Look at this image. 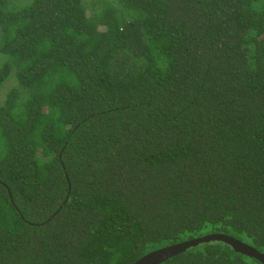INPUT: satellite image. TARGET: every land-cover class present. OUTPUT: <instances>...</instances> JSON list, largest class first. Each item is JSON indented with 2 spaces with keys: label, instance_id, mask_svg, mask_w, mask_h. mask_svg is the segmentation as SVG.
<instances>
[{
  "label": "trees",
  "instance_id": "1",
  "mask_svg": "<svg viewBox=\"0 0 264 264\" xmlns=\"http://www.w3.org/2000/svg\"><path fill=\"white\" fill-rule=\"evenodd\" d=\"M8 80L0 264L264 254V0H0Z\"/></svg>",
  "mask_w": 264,
  "mask_h": 264
},
{
  "label": "water",
  "instance_id": "2",
  "mask_svg": "<svg viewBox=\"0 0 264 264\" xmlns=\"http://www.w3.org/2000/svg\"><path fill=\"white\" fill-rule=\"evenodd\" d=\"M212 238L223 239L232 244L235 249L240 250L250 256H254L255 258L259 259L262 263H264V254L258 251L256 248L230 235L212 233L203 237L186 239L184 241L156 248L142 255L131 264H157L158 262L166 259L167 257L183 251L187 247L196 245L200 241Z\"/></svg>",
  "mask_w": 264,
  "mask_h": 264
},
{
  "label": "rangeland",
  "instance_id": "3",
  "mask_svg": "<svg viewBox=\"0 0 264 264\" xmlns=\"http://www.w3.org/2000/svg\"><path fill=\"white\" fill-rule=\"evenodd\" d=\"M9 83H10V80L6 81V82L2 85V87L0 88V92H5V90L10 86ZM3 97H4V95H3V94H0V100H2ZM204 234H205V233H204ZM204 234H203V235H204Z\"/></svg>",
  "mask_w": 264,
  "mask_h": 264
}]
</instances>
